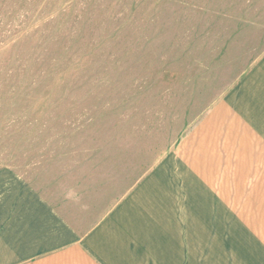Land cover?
I'll return each instance as SVG.
<instances>
[{"label":"rangeland","instance_id":"rangeland-1","mask_svg":"<svg viewBox=\"0 0 264 264\" xmlns=\"http://www.w3.org/2000/svg\"><path fill=\"white\" fill-rule=\"evenodd\" d=\"M263 51L264 0H0V168L36 182L55 157L125 154L188 171L183 138ZM231 200L191 213L212 257L195 264L259 250Z\"/></svg>","mask_w":264,"mask_h":264},{"label":"crops","instance_id":"crops-1","mask_svg":"<svg viewBox=\"0 0 264 264\" xmlns=\"http://www.w3.org/2000/svg\"><path fill=\"white\" fill-rule=\"evenodd\" d=\"M177 150L188 171L174 157L149 169L125 154L55 157L61 166L36 182L1 167L0 264L210 260L196 253L191 213H220L231 196L239 231H250L259 249L234 253L235 264H264V51ZM202 218L211 226L210 214Z\"/></svg>","mask_w":264,"mask_h":264}]
</instances>
